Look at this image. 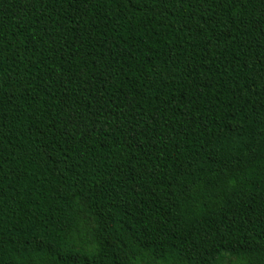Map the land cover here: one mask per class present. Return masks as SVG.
<instances>
[{
	"label": "trees",
	"instance_id": "16d2710c",
	"mask_svg": "<svg viewBox=\"0 0 264 264\" xmlns=\"http://www.w3.org/2000/svg\"><path fill=\"white\" fill-rule=\"evenodd\" d=\"M264 264V0H0V264Z\"/></svg>",
	"mask_w": 264,
	"mask_h": 264
},
{
	"label": "rangeland",
	"instance_id": "374dc122",
	"mask_svg": "<svg viewBox=\"0 0 264 264\" xmlns=\"http://www.w3.org/2000/svg\"><path fill=\"white\" fill-rule=\"evenodd\" d=\"M242 262L243 261L241 259H237L235 257L226 255V258L223 261V264H242Z\"/></svg>",
	"mask_w": 264,
	"mask_h": 264
}]
</instances>
